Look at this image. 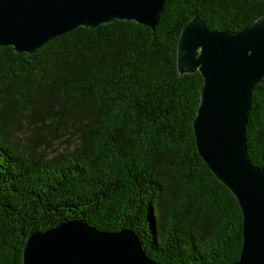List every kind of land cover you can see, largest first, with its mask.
<instances>
[{"label":"trees","instance_id":"16d2710c","mask_svg":"<svg viewBox=\"0 0 264 264\" xmlns=\"http://www.w3.org/2000/svg\"><path fill=\"white\" fill-rule=\"evenodd\" d=\"M263 16L264 0H168L155 29L117 21L33 54L0 47V264L70 220L132 229L158 263H236L242 212L197 150L204 79L179 73L177 47L194 17L240 32ZM246 137L264 168V81Z\"/></svg>","mask_w":264,"mask_h":264},{"label":"water","instance_id":"95a60500","mask_svg":"<svg viewBox=\"0 0 264 264\" xmlns=\"http://www.w3.org/2000/svg\"><path fill=\"white\" fill-rule=\"evenodd\" d=\"M168 0H0V47L33 54L81 27L127 21L155 29ZM181 75L204 79L193 120L197 150L236 198L243 244L234 264H264V168L254 165L246 129L255 89L264 81V16L240 32L209 30L199 17L177 47ZM22 264H162L144 252L132 229L101 232L81 220L31 233Z\"/></svg>","mask_w":264,"mask_h":264}]
</instances>
